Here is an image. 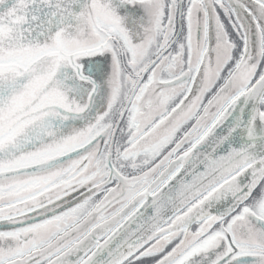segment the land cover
Listing matches in <instances>:
<instances>
[{"label":"snow or ice","instance_id":"snow-or-ice-1","mask_svg":"<svg viewBox=\"0 0 264 264\" xmlns=\"http://www.w3.org/2000/svg\"><path fill=\"white\" fill-rule=\"evenodd\" d=\"M0 264H264V0H0Z\"/></svg>","mask_w":264,"mask_h":264}]
</instances>
